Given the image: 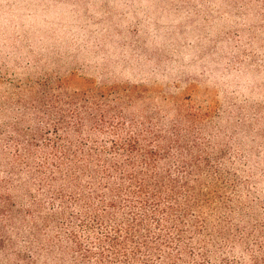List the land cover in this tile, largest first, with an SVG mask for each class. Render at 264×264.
I'll use <instances>...</instances> for the list:
<instances>
[{
  "label": "rangeland",
  "instance_id": "obj_1",
  "mask_svg": "<svg viewBox=\"0 0 264 264\" xmlns=\"http://www.w3.org/2000/svg\"><path fill=\"white\" fill-rule=\"evenodd\" d=\"M118 121L180 137L160 172L190 181L202 206L180 241L157 243L149 221L136 259L100 248L90 180L57 169L83 144L112 158ZM127 257L264 264V0H0V264Z\"/></svg>",
  "mask_w": 264,
  "mask_h": 264
},
{
  "label": "trees",
  "instance_id": "obj_2",
  "mask_svg": "<svg viewBox=\"0 0 264 264\" xmlns=\"http://www.w3.org/2000/svg\"><path fill=\"white\" fill-rule=\"evenodd\" d=\"M112 123L114 124V121ZM106 124H98L96 129L102 133ZM113 124H110L112 138L109 148L113 153L112 158H106L101 153L96 154L93 148H87L86 144H83L79 147L83 155L78 160L75 161L72 157L56 159L59 162L57 169L62 171L61 165L66 162V166H71L66 175L70 181L78 184L80 175H85L90 180L91 196L88 198V204L93 206L89 199L94 198L105 208L102 215L93 218L96 224L107 229L100 248L105 249L108 242L115 257L130 254L136 259L137 254L146 248L147 243L141 244L138 240L143 230L150 231L149 221L159 228L157 243L167 242L172 233H175L176 239L180 241L186 233L184 228L188 212L200 210L202 206L200 199L194 196L197 189L190 185V181L175 178L170 171L160 172L159 166L163 160L169 159L166 156L167 147L181 148L179 136L176 139L167 138L151 127L143 126L139 129L127 123H120L118 126ZM80 127L78 124L77 130ZM89 150L91 151L87 154ZM181 156L178 161L182 169L191 170L193 176L201 174L200 166L193 164L196 161L184 162L180 160ZM189 195L191 199L188 200ZM180 197L185 200L183 204L179 202ZM121 209L123 211L119 218L114 212ZM91 215L89 209L87 216L92 217ZM112 230L114 232L110 234L108 231ZM130 242L136 244L131 251L128 248ZM75 247L82 250L83 245L77 241ZM84 252L90 253L89 250ZM133 257H127L126 260L134 264Z\"/></svg>",
  "mask_w": 264,
  "mask_h": 264
}]
</instances>
